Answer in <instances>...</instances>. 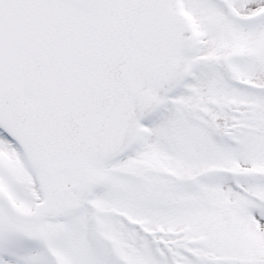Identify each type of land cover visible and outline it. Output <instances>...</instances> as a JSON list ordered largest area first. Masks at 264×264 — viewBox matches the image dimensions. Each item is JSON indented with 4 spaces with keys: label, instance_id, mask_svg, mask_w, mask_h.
Wrapping results in <instances>:
<instances>
[{
    "label": "snow or ice",
    "instance_id": "snow-or-ice-1",
    "mask_svg": "<svg viewBox=\"0 0 264 264\" xmlns=\"http://www.w3.org/2000/svg\"><path fill=\"white\" fill-rule=\"evenodd\" d=\"M0 264H264V0H0Z\"/></svg>",
    "mask_w": 264,
    "mask_h": 264
}]
</instances>
